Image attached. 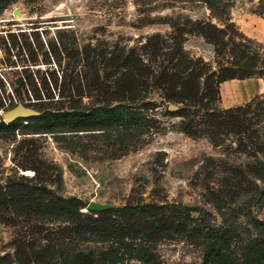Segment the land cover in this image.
<instances>
[{"label":"rangeland","instance_id":"rangeland-1","mask_svg":"<svg viewBox=\"0 0 264 264\" xmlns=\"http://www.w3.org/2000/svg\"><path fill=\"white\" fill-rule=\"evenodd\" d=\"M217 1L238 31L264 52V0ZM208 16L205 5L193 0L10 1L0 8L1 88L5 95L13 94L25 68L34 74L44 72L46 43L61 31H73L78 42L95 35L108 43L131 46L155 33L168 34L170 24ZM211 21L220 23L215 18ZM27 43L37 56L34 65L26 62ZM181 47L188 56L213 59L211 45L196 34L186 35ZM242 84L249 99L264 91L262 76L245 78ZM145 97L156 106L136 111V116L142 117L136 125L106 122L81 130L60 126L77 119L67 113L50 116L38 110L36 117L15 119L6 138L0 130V182L32 175V169L14 167L28 147L50 167L52 173L44 186L61 196L67 207L83 212L89 201L120 206L133 190L145 201L168 202L187 212L205 230L227 236V245L216 246L218 252L209 264H246L251 254L248 242L255 238L257 229H264V180L252 173L253 165L264 164V157L232 153L225 149L230 144L225 138L185 135L180 130L182 118L177 115L179 104L164 102L157 91ZM227 101L219 96L216 107L222 109ZM17 102L0 108V112ZM170 104L175 107L172 111L168 110ZM80 106L92 104L83 98ZM115 107L105 106L107 110ZM122 109V113L113 112L128 116ZM113 112L101 117L114 116ZM81 118L90 120L86 114ZM231 187L232 195L227 193ZM215 197L221 205H216ZM11 235L12 228L0 224V256L7 250L5 244ZM205 242L191 243L174 236L151 243L133 240L132 244L135 249L145 247L155 264H202ZM86 244L94 249L107 245L94 239ZM126 254L104 264H146L141 255Z\"/></svg>","mask_w":264,"mask_h":264},{"label":"trees","instance_id":"trees-1","mask_svg":"<svg viewBox=\"0 0 264 264\" xmlns=\"http://www.w3.org/2000/svg\"><path fill=\"white\" fill-rule=\"evenodd\" d=\"M10 1L14 0H0V8ZM193 1L205 5L209 11L206 19L170 24L168 34L155 33L131 46L108 43L95 35L78 42L73 31L54 34L43 52L42 60H48L44 72L34 74L25 68L13 94L5 95L0 84V108L20 101L50 116L67 113L77 119L60 126L81 130L106 122L136 125L142 121L136 111L156 106L145 95L157 91L164 102L179 104L177 115L185 135L225 138L230 143L225 149L232 153L264 157V91L242 104L216 107L220 82L254 75L264 78V52L238 31L217 0ZM195 34L211 45L212 61L183 52L185 36ZM24 46L27 65H34L36 53L28 49L29 43ZM83 98L92 106L82 108ZM108 104L116 107L107 110ZM121 108L128 116L113 112L122 113ZM107 112L114 116L101 117ZM84 114L90 120L81 118ZM13 124L0 119L1 137L12 133ZM36 156L25 147L14 167L32 169V175L0 182V224L12 228L0 264H104L122 259L126 252L155 264L145 247L135 249L133 240L151 243L174 236L191 243L206 241L202 264H209L218 252L216 246L227 245V236L205 230L187 212L165 201H145L133 190L120 206L83 212L69 208L61 196L44 186L52 172ZM253 168V175L264 180V164ZM231 191L232 187L227 193L232 195ZM214 201L221 205L218 197ZM90 239L107 245L94 249L86 244ZM247 245L251 254L246 264L250 258L252 264H261L264 229H257Z\"/></svg>","mask_w":264,"mask_h":264},{"label":"water","instance_id":"water-1","mask_svg":"<svg viewBox=\"0 0 264 264\" xmlns=\"http://www.w3.org/2000/svg\"><path fill=\"white\" fill-rule=\"evenodd\" d=\"M174 109L175 107L173 105L170 104L168 106L169 111H172ZM38 114L39 112L35 110L33 107L26 106L21 102H17L14 106L1 111L0 119L3 123L8 124L10 122H13L17 118H28V117L37 116ZM111 207H113V205L89 201L86 204L84 211H101Z\"/></svg>","mask_w":264,"mask_h":264},{"label":"crops","instance_id":"crops-1","mask_svg":"<svg viewBox=\"0 0 264 264\" xmlns=\"http://www.w3.org/2000/svg\"><path fill=\"white\" fill-rule=\"evenodd\" d=\"M243 81L244 79H228L219 83L218 95L229 99L223 108L242 104L249 99L250 95L245 91Z\"/></svg>","mask_w":264,"mask_h":264}]
</instances>
